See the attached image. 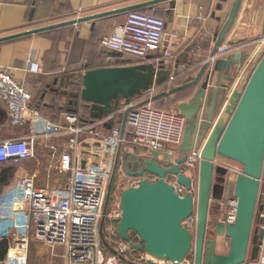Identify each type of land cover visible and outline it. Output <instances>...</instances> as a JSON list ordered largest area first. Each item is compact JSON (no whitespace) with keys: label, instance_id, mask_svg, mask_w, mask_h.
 I'll use <instances>...</instances> for the list:
<instances>
[{"label":"crops","instance_id":"crops-1","mask_svg":"<svg viewBox=\"0 0 264 264\" xmlns=\"http://www.w3.org/2000/svg\"><path fill=\"white\" fill-rule=\"evenodd\" d=\"M153 1L156 0H0V38ZM234 1L169 0L138 9L137 11L164 19L168 35L165 48L151 54L146 60L122 54L111 56V52L103 47V40L125 22L128 12L0 43V68L8 70L26 88L31 106L42 116V121L37 124L15 126L0 103V143L36 138L32 158L21 164L11 162L0 165V243L7 244L6 257L0 264L10 259L15 264H28L30 247L27 255L14 253L12 250V233L16 223L24 222L31 210L39 211L60 204L71 186V169L77 165V161L83 168L96 166L102 161H110L109 154L115 151V163L120 149L117 170L120 175L126 173L124 160L128 155H133L134 161L144 155L129 143L133 135L131 129L124 125V114L119 117L120 120L114 119L106 127V131H109L112 125L121 122V130L128 142L121 148H109L83 137L77 151L66 158L64 149L69 137L45 139L44 122L61 126L70 114L79 116L83 122L97 121L120 111V108H115L118 102L121 107L128 103L126 99H120L111 111L105 113V109L84 102L82 91L86 72L103 68L143 67L152 82L137 95L148 92L155 85H168L161 94L181 87L194 80L211 59L216 46V35L227 22ZM257 1L256 6H249L247 0L243 1L234 26L222 44V47H227L231 46L230 42L244 41L231 53L247 52L246 62L264 48V0ZM54 20L55 24H51ZM66 30L68 33L71 31V34L64 35ZM56 34L61 36L56 38ZM227 56L226 53L219 54L221 59H226ZM254 66L255 61L251 63L246 76L234 84L235 90L242 91ZM172 79L175 81L171 82ZM196 90H186L155 100L161 95L159 94L154 98L153 106L164 110L159 104L174 97L179 99L178 107L179 104L189 102ZM222 90L220 88V92ZM98 147L104 149L105 155L98 153V149H101ZM131 160L128 158L126 162L130 164ZM218 162L232 167L226 159ZM137 179L120 175L108 205L109 212L120 209L123 191L133 187ZM30 192L31 196L28 194ZM233 193L234 191L231 194ZM225 195L226 185L224 197ZM28 200L31 202V209L26 203ZM213 208L216 215L213 227L209 225L210 233L216 222L222 220L218 201L212 202L211 211ZM227 242L225 237L220 238L216 252L226 248Z\"/></svg>","mask_w":264,"mask_h":264},{"label":"water","instance_id":"water-1","mask_svg":"<svg viewBox=\"0 0 264 264\" xmlns=\"http://www.w3.org/2000/svg\"><path fill=\"white\" fill-rule=\"evenodd\" d=\"M166 1L169 0H156L5 36L0 38V43L137 11ZM243 1H234L227 22L216 35L211 59L231 32ZM247 4L256 6L258 1L247 0ZM242 43L244 41L230 42V45L240 46ZM110 55L119 54L111 52ZM247 57V52L232 54L226 59L217 60L212 70L213 63L209 60L194 80L155 98L160 100L197 89L189 102L178 105V110L187 119V126L179 150L181 157L174 165L162 166L152 158L143 157H137L134 161L133 155H128L124 160L127 175L142 180L121 195L122 218L117 226V234L126 242H131V235L136 234L140 243L131 244L135 250L173 264H182L193 251L194 264H246L248 258L258 260L264 239V231L254 229L257 210L262 211L259 195L264 173V48L254 58L255 66L247 77L245 87L238 92L233 86ZM144 70L143 67H123L87 71L83 77L82 100L108 113L120 99L129 102L142 89L150 86L152 81ZM220 88L223 89L221 92ZM119 107L118 102L115 108ZM200 149L196 197L194 180L184 172V167L188 155ZM120 151L111 171L106 210L116 181ZM128 158L132 159L130 164L126 162ZM220 159L243 166L234 184V197L238 199L237 217L233 224L217 221L211 232L212 238L208 239L211 205L213 201L222 199L216 193L224 188L228 174L227 169L218 162ZM135 167L137 170H134ZM148 174L158 180L149 181L145 178ZM169 176L176 177L177 184L185 189V195L177 193L175 186L167 181ZM195 215L194 233L185 224L193 221ZM259 223L263 224V220ZM223 237L229 240L227 254L216 252L219 239Z\"/></svg>","mask_w":264,"mask_h":264},{"label":"built area","instance_id":"built-area-1","mask_svg":"<svg viewBox=\"0 0 264 264\" xmlns=\"http://www.w3.org/2000/svg\"><path fill=\"white\" fill-rule=\"evenodd\" d=\"M167 39L164 19L140 11H131L127 13L125 22L103 40V47L109 52L146 60L151 54L161 52L166 46ZM236 49H238L236 46L221 47L210 60L212 63L220 60V53L230 56L231 51ZM254 57L242 65L236 82L246 76ZM173 81L175 80L172 79L171 82ZM167 88L168 85H155L148 92L124 103L119 107L120 111L101 120L83 122L79 116L70 114L66 116L61 126L44 122L46 128L44 137L45 139L69 137L64 149L66 158L77 151L83 137L100 142L109 148H121L128 143L126 135L121 130V122L112 125L109 131H106V127L124 114L126 126L131 129L133 135L130 145L142 151L144 159L152 158L162 166L174 165L181 157L179 150L187 119L179 110L165 111L153 106L154 98ZM0 103L5 107L11 123L15 126L24 127L42 121L40 112L31 106L26 88L3 68H0ZM35 139H16L0 143V165L11 162L21 164L32 158ZM200 160L201 149L193 151L188 155L184 169H198ZM222 166L227 169L228 174L225 183L226 195L223 200L218 201V209L222 212V221L228 225L233 224L237 217L238 199L231 193L234 191L238 173L232 167H226L224 164ZM112 169L108 162L83 168L77 161V165L71 169V186L60 204L39 211L31 210L24 222L16 223L12 233L14 253L27 255L31 241L35 240L64 247L66 251L64 264H173L132 248L131 244L140 243L136 234L131 235V242L122 240L117 234V226L122 218L121 210L109 212L108 207L106 210ZM145 178L151 182L158 180L149 174ZM141 180V178L135 180L133 187ZM167 181L175 186L180 196L185 195L186 191L177 184L176 177L169 176ZM28 194L31 196L32 192ZM26 203L31 209V202L28 200ZM259 206L262 208L259 215L263 220L259 230L264 231L263 177ZM188 223L192 225L193 222ZM228 243L229 240L227 245ZM182 264L194 262L187 258ZM246 264H264V239L258 260L249 259Z\"/></svg>","mask_w":264,"mask_h":264},{"label":"rangeland","instance_id":"rangeland-1","mask_svg":"<svg viewBox=\"0 0 264 264\" xmlns=\"http://www.w3.org/2000/svg\"><path fill=\"white\" fill-rule=\"evenodd\" d=\"M75 18H78L77 15H75ZM56 20H54L53 22H51V24H55ZM58 24V23H56ZM37 29V28H36ZM35 29V30H36ZM39 29V28H38ZM72 30V29H71ZM68 30H66L65 32H67ZM27 32V31H25ZM71 32V31H70ZM65 33L64 35H70L71 33ZM21 33V32H20ZM18 34V33H16ZM61 35L56 34L54 35V37L58 38ZM131 57V56H128ZM135 58V57H134ZM179 99L178 98H174V97H170L169 101L165 102V103H160L159 107L164 108V110H178L177 107V103H178ZM101 148V147H98ZM98 153L100 155H105V151L104 149H98ZM115 151H111V153L109 154V159L108 163L110 165V167H113L114 165V158H115ZM100 161V160H98ZM105 161L100 162L101 164L104 163ZM228 164H230L232 166V168L235 170V172H237L238 174L240 172H242L243 170V166L233 162V161H229L227 160ZM99 165V163H98ZM222 166V164H220ZM133 170V169H132ZM134 170H137V167H135ZM185 173H188L189 177H191L194 180V184H195V196H198V183H199V170L198 169H189V168H185ZM120 175H126L127 177L131 178L132 176L127 175V173L125 174H120ZM120 175L119 172L117 171L116 174V181H115V185L116 186L118 184V180L120 179ZM133 178V177H132ZM263 178H264V173H263ZM117 188V187H116ZM115 190V188H113ZM114 192V191H113ZM224 192H225V186L224 188H220L217 190L218 195L221 196V198L223 199L224 197ZM221 199V200H222ZM211 211V210H210ZM259 209L257 210V215H256V219H255V224H254V229L255 230H259L260 229V223L259 221L262 220L260 215H259ZM216 213H215V209L213 208L210 214V227H213L214 225V217H215ZM192 225H190L189 223L185 224L186 228H188L190 231H193L195 233L196 230V215L192 221ZM209 234L210 231H209ZM208 239H210V237L208 236ZM229 252V243L228 245H226V248L224 247V249L222 251H217V253L219 254H227ZM28 264H64V257H65V248L62 246H54V245H49L43 242H38L35 240H32L30 243V250L28 253ZM194 251L190 254V259L192 260V263L194 262ZM249 260V258H248ZM16 262H14L13 260H8L6 263L4 264H15Z\"/></svg>","mask_w":264,"mask_h":264},{"label":"trees","instance_id":"trees-1","mask_svg":"<svg viewBox=\"0 0 264 264\" xmlns=\"http://www.w3.org/2000/svg\"><path fill=\"white\" fill-rule=\"evenodd\" d=\"M225 166L230 167L227 165ZM6 253H7V244L0 243V262L4 261V258L6 257ZM188 258H190V256Z\"/></svg>","mask_w":264,"mask_h":264},{"label":"flooded vegetation","instance_id":"flooded-vegetation-1","mask_svg":"<svg viewBox=\"0 0 264 264\" xmlns=\"http://www.w3.org/2000/svg\"><path fill=\"white\" fill-rule=\"evenodd\" d=\"M208 236H209L210 238L212 237V235H211V234H209Z\"/></svg>","mask_w":264,"mask_h":264}]
</instances>
